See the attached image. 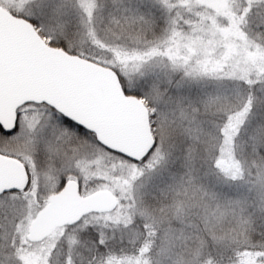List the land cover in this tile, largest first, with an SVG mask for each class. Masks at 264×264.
<instances>
[{"label":"snow or ice","instance_id":"1","mask_svg":"<svg viewBox=\"0 0 264 264\" xmlns=\"http://www.w3.org/2000/svg\"><path fill=\"white\" fill-rule=\"evenodd\" d=\"M0 264H264V0H0Z\"/></svg>","mask_w":264,"mask_h":264}]
</instances>
